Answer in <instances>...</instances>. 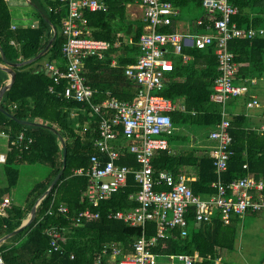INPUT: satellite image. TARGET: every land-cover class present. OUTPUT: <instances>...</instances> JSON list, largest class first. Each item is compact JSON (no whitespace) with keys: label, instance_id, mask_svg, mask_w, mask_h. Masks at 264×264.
<instances>
[{"label":"trees","instance_id":"16d2710c","mask_svg":"<svg viewBox=\"0 0 264 264\" xmlns=\"http://www.w3.org/2000/svg\"><path fill=\"white\" fill-rule=\"evenodd\" d=\"M23 11L24 17H13L5 0H0V46L9 62L17 63L35 57L28 63L13 67L14 81L5 90L0 104L9 113L21 120L39 122L55 127L64 139L66 146L65 167L59 179L54 183L47 195L36 207L34 219L22 230L0 244V252L5 264H84L93 262L104 244H117L127 253L132 250L133 242L142 232L147 235L155 232L153 222H148L145 229L132 226L121 219L108 218L109 209L125 210L137 204L129 198V194L138 189L133 175H129L126 184L113 192L108 198L101 200L98 207L91 206L83 193L87 185L84 175L74 173V169L87 167L90 155L95 153L92 145L96 133L98 116L88 104L79 102L63 94L66 79L61 78L53 83L52 78L42 70L43 60L61 59V45L64 37L61 34V20L66 15L64 7L58 0H46L45 5L32 0ZM106 11H85L88 19L90 37L106 39L112 46L104 51L102 57L89 56L83 63V74L87 82L95 89L93 102L109 96L123 100H132L142 95L140 85L131 81L124 74V66L136 61L141 53L138 38L143 31V24L134 26L130 42L124 41L118 31L129 30L133 24L115 28L114 21L123 24V4L130 0H103ZM132 1V0H131ZM238 9L233 20L238 26H259L264 22V0H229ZM174 7L199 8L202 23L197 28L212 27L214 17L208 16L202 8V0H172ZM256 10V11H255ZM37 23L32 26V18ZM210 17V18H209ZM193 24L196 20L191 19ZM120 21V22H119ZM20 24V25H19ZM12 25L15 27L12 28ZM130 27V28H129ZM54 29L51 32V29ZM133 29V28H132ZM126 30V32H127ZM163 32H171V25L159 28ZM120 41L118 45H114ZM229 49L234 53L235 61L247 63L238 66L237 74L241 80L262 71L258 67L264 60V38H232L228 41ZM258 52V53H256ZM182 53L190 55L183 59L179 53L167 54L173 63V69L165 73L164 85L159 92L173 101L181 100L184 110L171 112L173 125H196L210 131L221 120V105L210 99L213 81L218 75L217 60L213 45L205 48L182 46ZM114 59L116 65H111ZM1 62V57H0ZM6 80L5 71L0 68V87ZM52 87V90L49 88ZM74 111L78 116L74 117ZM82 111V112H81ZM73 113V114H72ZM86 121L88 124H86ZM229 132L232 136L231 155L227 169L222 175L224 181L251 172L257 178L264 177V134L247 129V120L243 114L229 117ZM0 129L8 136V140L17 139L23 133L24 139L16 144H9L2 172L6 185L0 188V197L10 193L18 180V165L22 163H42L50 167L48 176L38 181L28 192L30 206L48 187L51 180L62 166V144L58 136L43 125H27L17 122L0 111ZM174 131V126L172 133ZM172 136V135H171ZM169 136V139H171ZM31 138L30 142L27 139ZM173 139V138H172ZM181 141H188L187 136H179ZM215 147L216 142L211 139ZM211 149V150H212ZM133 156L125 155L122 163L132 162ZM246 164L247 168L242 165ZM155 171L166 170L174 176L183 171L184 166H195V175L187 182L194 194L208 197L215 192L212 182L216 179L211 155H196L194 149L183 148L176 151L162 150L152 158ZM158 189L160 187H157ZM63 202L69 207V214H47L52 206ZM85 208L100 210V217L85 220L76 225L71 216ZM28 209L10 204L5 216L0 215V236L19 226ZM188 233L181 236L177 228L167 230L166 236L159 238L152 250L158 255L186 253L201 256L192 264H216L218 249L233 248L236 227L224 223L219 212H214L208 222L195 226L192 209L187 214ZM57 228L63 240L59 250H52L47 230ZM70 255H73L71 257ZM219 264H227L222 261Z\"/></svg>","mask_w":264,"mask_h":264},{"label":"built area","instance_id":"2783aa9c","mask_svg":"<svg viewBox=\"0 0 264 264\" xmlns=\"http://www.w3.org/2000/svg\"><path fill=\"white\" fill-rule=\"evenodd\" d=\"M58 1L60 7L66 9V15L61 20V34L64 37L61 45L62 62L46 61L42 70L52 78L53 83L65 78L64 96L88 104L99 116L97 133L93 138L97 153L90 155L87 167L74 170L75 174L87 178L83 198L94 208L98 207L101 200L123 187L128 176L133 175L138 189L129 194V198L137 204L125 210L109 209L106 216L121 219L143 229L148 222L155 225L153 234L142 232L134 240L130 252L125 253L119 245L107 243L102 246L93 262L84 264H152L155 258L152 248L159 238L166 236L167 230L177 228L181 236L188 233L186 216L190 209L195 226L210 221L216 211L219 212L221 220L228 223L234 215L242 216L263 210L264 177L257 178L246 173L224 181L222 175L233 154L230 148V121L225 104L228 99L241 96L248 90L246 84L235 82L237 62L228 47V41L232 38L262 35L264 29L238 26L232 19L238 9L229 0H202L206 12L214 17L213 27L216 33L213 35L200 32L183 38L175 31L159 30L170 25L177 13L172 0H140L141 19L145 27L138 38L141 53L135 62L124 66V74L140 85L143 93L132 100L107 96L101 101L93 102L95 89L83 75V63L89 56H102L112 43L106 39L88 36V19L84 12L106 11L107 4L103 0ZM198 22L201 23V20ZM186 41H190L196 48L214 44L217 60L218 75L213 81L210 99L221 105V120L209 133V137L216 142L211 150L216 173V179L211 185L215 192L205 198L192 192L183 175L174 176L166 170L155 171L152 165V158L156 153L169 150L166 136L172 134L173 129L170 112L175 105L170 98L159 93L164 85L165 73L173 69L172 60L166 56L167 46H172V51L181 54L185 60L188 56L182 53V46ZM258 106L260 102L254 96L246 101L248 108ZM255 130L264 134V114L263 122ZM119 134L124 143L118 141ZM23 139V134H19L11 144ZM30 140L29 138L28 142ZM125 155L133 156L135 165L120 162ZM242 167L247 168V165L243 164ZM10 204L9 196L0 199V215H6ZM69 212V207L63 202L54 206L51 203L46 211L47 214L64 215ZM99 217V209L85 208L71 216V220L78 225L85 220ZM47 233L50 237V248L59 250L63 240L61 231L53 227ZM195 256L175 254L183 264H192ZM0 264H5L1 252Z\"/></svg>","mask_w":264,"mask_h":264},{"label":"crops","instance_id":"0c3cea01","mask_svg":"<svg viewBox=\"0 0 264 264\" xmlns=\"http://www.w3.org/2000/svg\"><path fill=\"white\" fill-rule=\"evenodd\" d=\"M5 1L7 2L10 11L13 13V17H16V18L24 17V15L22 14L23 11H25L27 9V5H31L30 3L27 2V0H5ZM31 2H32V4H34V2L32 0H31ZM62 7L63 6H61V8ZM123 7H124V9H123V17L124 18L122 20L123 24L121 25L120 23H118V21H114L113 26L115 28H119V27H123V26L126 27V25L128 26V24H133V27H132L133 29L131 28V32H129L130 29L129 30L126 29L127 32H126V30H121V29H120V31H118V35H122L124 41L130 42L131 35L133 34V31H134V26L137 23L143 24V21L141 19L142 5H141L140 0H132V1L130 0L129 2H125L123 4ZM202 8L205 9L203 7V5H202ZM176 10H177V13L173 17L172 23L170 25H171V28L173 29V31L179 33L183 38L192 36V35H194L196 33H200V32H207V33H211L213 35L216 33L213 25L211 27L208 24V25L204 26V29L203 28L200 29V28L196 27L198 25L200 26V24L202 23V18L200 17V14L194 15V16L190 17L189 19L178 20L177 17L180 13V10H178L177 8H176ZM65 11H66V9H65ZM208 16H211V15L208 14ZM193 18L196 20V23H194V24L191 20ZM199 20H201V23L198 22ZM36 23H37V18L33 17L32 21H31L32 26L35 25ZM14 27L15 26L12 25V28H14ZM125 27H123V28H125ZM242 27H245V26H242ZM251 27H253V26H251ZM254 28H263L264 29V22H262L261 25L256 26ZM144 29H145V27L143 24V30ZM89 30H90V28H89ZM51 32H52V29H51ZM255 37H263L264 38V34L256 35ZM239 38H243V37H239ZM248 39H252V38H248ZM119 42L120 41H116L115 44L118 45ZM210 45H213V47H214V44H210ZM184 46H192V45H191L190 41H186L184 43ZM168 53L169 54L174 53L172 51V46H167L166 56ZM256 53H258V52H256ZM103 54H102V56H103ZM184 54H186V53H184ZM262 54L264 55V51ZM186 55L188 56L187 59H189L190 55H188V54H186ZM102 56H96V57H102ZM168 58H170V57H168ZM52 60H54L56 62H62V57L60 60H55V59H52ZM1 62H2V60H1ZM45 62L46 61L43 60L42 65ZM246 64L245 63H239L238 64V62H237V71H238V66L246 65ZM111 65L112 66L116 65L114 59L111 60ZM258 67L262 69V71H260L261 73L259 75H253L251 77H246L244 80H241L239 78L237 71H236L235 82L246 84L248 87V90L246 93H244L241 96L228 99V101L225 104V109H226V112L228 113L229 117H231L234 114H243L247 120L246 128L252 129L254 131H256L255 128H257L263 122L264 98H262L261 96H264V60L259 63ZM5 74H6V80H7L8 74L6 71H5ZM127 78H129L131 81H133L130 77L127 76ZM212 90H213V87H212ZM259 94H262V95H259ZM107 96H109V94H107L106 97ZM252 96L256 97L259 100L260 106L251 107V108L246 107V101ZM173 103L175 105V108L171 112H173L175 110H179V109L184 110V106L182 105L181 100L173 101ZM171 112H170V114H171ZM78 115H79L78 111L77 112L74 111L73 116L76 117ZM98 123H99V116H98ZM86 124H88L87 121H86ZM173 126H174V131H173L174 133L166 136L167 140H168L170 152L180 150L183 148H187V149H194L196 155H198V156H200V155H211V149H212L214 142L208 138L207 130L204 127H198L196 125H194V126L189 125L188 126V125H184V124L173 125ZM183 126L187 127V128H185V130H188L191 133V138L188 141H181L179 139V135H177L176 131L184 129ZM97 127H98V124L96 126V133H97ZM0 131H2V130L0 129ZM96 133H95V136H96ZM21 134H23V133H21ZM169 136H171V139H169ZM11 141L8 140V136L5 132L2 131V133H0V165H1V168L3 166L5 156L8 152V150L10 149L9 144L11 143ZM118 141L120 143H124V139L120 134L118 135ZM27 142H28V139H27ZM184 143H187V144H184ZM92 145H93V140H92ZM93 147L95 148L94 145H93ZM62 152H63V148H62ZM95 153H97V150ZM120 162H121V160H120ZM126 164L135 165V161L132 160V162H128ZM49 172H50V167L48 165H46V171L43 173V175H41L39 177V179L35 180L30 185V187L27 190V193L30 191V189L34 186L35 183L45 179L48 176ZM195 172H196L195 166H184L183 171H182V173H180V175H183L185 178V181L188 182L195 175ZM249 173H251V172H249ZM19 176H20V172L18 173L17 183L19 182V178H20ZM17 183H16V185H17ZM5 185H6V180L4 179L3 182H0V188H3ZM16 185H15V187H16ZM3 196H9L11 199V204H14L12 201L10 193H6ZM2 197H0V199ZM31 198H33V196ZM31 198L29 200L26 199V203L21 206L24 210L28 209L26 216L28 215L30 208H31V207L28 208L30 206ZM6 214H7V210H6ZM24 218H23V220H24ZM230 224L234 225L236 227V230H237L236 235L234 237L233 248L232 249H226V248L220 247L218 249V256L215 258L214 262L216 264H219L222 261L226 262L227 264H264V209L261 210L260 212H256V213H245L242 216L234 215L231 217ZM3 235H1V236H3ZM8 238H10V237H8ZM8 238H6L2 242H5ZM2 242H0V244H2ZM253 247H258L256 252H252ZM154 254H155V258H154V262L152 264H174V261L172 262L173 259L178 261L180 264H183L182 261L178 260L175 257V254L158 255L155 252H154ZM195 255H196L195 259L200 260L201 256L197 255L196 253H195ZM224 257L225 258L227 257L229 260L226 261V259H224Z\"/></svg>","mask_w":264,"mask_h":264},{"label":"water","instance_id":"95a60500","mask_svg":"<svg viewBox=\"0 0 264 264\" xmlns=\"http://www.w3.org/2000/svg\"><path fill=\"white\" fill-rule=\"evenodd\" d=\"M28 3L32 4L31 0H27ZM53 33H55L54 29L52 28ZM41 53V52H40ZM38 53V55L40 54ZM37 55V56H38ZM35 56V57H37ZM0 57L2 62L0 63V68L4 71L7 72L8 74V79L4 82V84L0 87V100L1 97L3 95V93L5 92V90H7L12 82L14 81V77H15V72L13 70L14 66L17 65H22L25 63L30 62L31 60H33L35 57L28 59V60H24V61H20L17 63H13V62H9L4 54L3 49L0 46ZM0 111L2 113H4L5 115H7L10 118H13L14 120H16L17 122L23 123V124H27V125H43L48 127L50 130H52L60 139L62 146H63V152H62V166L60 168V170L57 172V174L55 175V177L53 178V180L50 182V184L48 185V187L44 190V192L35 200V202L32 204L30 211L28 213V215L24 218V220L21 222V224L19 226H17L16 228H14L13 230H11L10 232L4 234L3 236L0 237V242L4 241L6 238L13 236L14 234H16L17 232H19L20 230H22L27 224H29L35 217L36 215V207L37 205L40 203V201L47 195V193L49 192V190L52 188V186L54 185V183L59 179L60 175L63 172V169L65 167V161H66V146H65V142L63 137L61 136V134L57 131L56 128L50 126V125H46L43 123H39V122H32L29 120H21L16 118L13 114L9 113L6 109H4L1 104H0Z\"/></svg>","mask_w":264,"mask_h":264},{"label":"rangeland","instance_id":"374dc122","mask_svg":"<svg viewBox=\"0 0 264 264\" xmlns=\"http://www.w3.org/2000/svg\"><path fill=\"white\" fill-rule=\"evenodd\" d=\"M37 1H40L42 4L45 5V0H37ZM199 13H200L199 8H196V9L181 8L177 19L178 20L189 19L190 17L194 15H198ZM152 93H155V90H152ZM259 95H262V94H259ZM261 97L264 98V96H261ZM183 128L184 129L176 131L177 135L187 136V140H189L191 138V133L188 130H185V128L187 127L183 126ZM184 144H187V143H184ZM18 169L20 172L19 182L17 183L16 187L11 190L10 194H11L13 203L16 205L22 206L26 203L28 188L35 180L39 179V177L43 175V173L46 171V165L42 163H33V164L23 163V164L18 165ZM3 180H4V175H3L2 168L0 165V182H3ZM257 248L258 247H253L252 252H256ZM224 259H226V261L229 260L227 257L226 258L224 257ZM173 261H174V264H180L175 259H173L172 262Z\"/></svg>","mask_w":264,"mask_h":264}]
</instances>
